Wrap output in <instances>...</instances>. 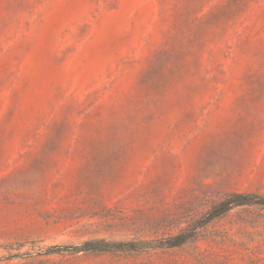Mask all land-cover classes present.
I'll use <instances>...</instances> for the list:
<instances>
[{
	"label": "rangeland",
	"instance_id": "374dc122",
	"mask_svg": "<svg viewBox=\"0 0 264 264\" xmlns=\"http://www.w3.org/2000/svg\"><path fill=\"white\" fill-rule=\"evenodd\" d=\"M0 264H264V0H0Z\"/></svg>",
	"mask_w": 264,
	"mask_h": 264
},
{
	"label": "trees",
	"instance_id": "16d2710c",
	"mask_svg": "<svg viewBox=\"0 0 264 264\" xmlns=\"http://www.w3.org/2000/svg\"><path fill=\"white\" fill-rule=\"evenodd\" d=\"M251 201H249L248 199H238L236 201L233 202H229L230 205H239V204H247L250 203ZM229 205V206H230ZM219 213H215L213 216L218 215ZM128 244V243H126ZM107 242L103 241V240H94V241H88L85 242L84 244L80 245V246H63L60 247L61 249L65 248V249H72V250H96V251H102V250H106L107 248ZM129 246H133L132 243H129Z\"/></svg>",
	"mask_w": 264,
	"mask_h": 264
}]
</instances>
